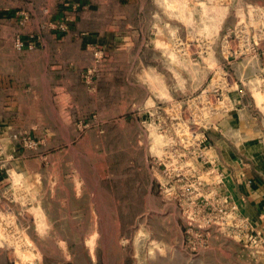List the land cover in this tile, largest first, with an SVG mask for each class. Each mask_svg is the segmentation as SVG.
Listing matches in <instances>:
<instances>
[{
	"label": "rangeland",
	"instance_id": "1",
	"mask_svg": "<svg viewBox=\"0 0 264 264\" xmlns=\"http://www.w3.org/2000/svg\"><path fill=\"white\" fill-rule=\"evenodd\" d=\"M252 150L264 0H0V264H255Z\"/></svg>",
	"mask_w": 264,
	"mask_h": 264
},
{
	"label": "crops",
	"instance_id": "2",
	"mask_svg": "<svg viewBox=\"0 0 264 264\" xmlns=\"http://www.w3.org/2000/svg\"><path fill=\"white\" fill-rule=\"evenodd\" d=\"M252 151L255 154L250 155L244 164L233 161L227 168L225 180L240 204L250 230L257 237L264 238V153ZM255 264H264V249L258 251Z\"/></svg>",
	"mask_w": 264,
	"mask_h": 264
}]
</instances>
